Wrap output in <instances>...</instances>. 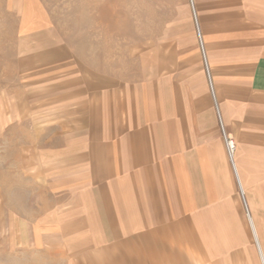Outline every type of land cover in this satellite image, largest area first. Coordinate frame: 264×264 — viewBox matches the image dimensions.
<instances>
[{"label":"crops","instance_id":"1","mask_svg":"<svg viewBox=\"0 0 264 264\" xmlns=\"http://www.w3.org/2000/svg\"><path fill=\"white\" fill-rule=\"evenodd\" d=\"M192 3L233 166L189 0H135L129 76L59 55L40 87L37 237L70 264H264V0Z\"/></svg>","mask_w":264,"mask_h":264},{"label":"rangeland","instance_id":"2","mask_svg":"<svg viewBox=\"0 0 264 264\" xmlns=\"http://www.w3.org/2000/svg\"><path fill=\"white\" fill-rule=\"evenodd\" d=\"M24 7L37 22L27 28ZM136 27L135 0H0V264H70L41 248L36 231L55 199L31 177L57 129L41 107L43 75L68 55L92 71L129 76Z\"/></svg>","mask_w":264,"mask_h":264},{"label":"built area","instance_id":"3","mask_svg":"<svg viewBox=\"0 0 264 264\" xmlns=\"http://www.w3.org/2000/svg\"><path fill=\"white\" fill-rule=\"evenodd\" d=\"M189 2L191 4L192 14H193V18H194V21H195V27H196V33H197V38H198L199 50H200V55H201L203 67H204V70H205V75H206L207 81H208L209 91H210L211 97L213 99V105H214L215 111L217 113L219 127H220V130H221V133H222V136H223V139H224V143H225L226 154H227V157L229 159V162L233 166V164H232V154H233V150H234V142H233V140H231L229 138H226L225 133H224L223 125H222V122H221V119H220V116H219L217 104H216L214 93H213V89H212V83H211V78H210V75H209V70H208V66H207V61H206V57H205V51H204L203 43H202L200 32H199V29H198V26H197V22H196V17H195V12H194V8H193V3H192V0H189ZM238 187H239V192H240V195H241V198H242V201H243V205H244L245 210H246V205H245L244 198H243V192H242V189H241L239 183H238Z\"/></svg>","mask_w":264,"mask_h":264},{"label":"bare ground","instance_id":"4","mask_svg":"<svg viewBox=\"0 0 264 264\" xmlns=\"http://www.w3.org/2000/svg\"><path fill=\"white\" fill-rule=\"evenodd\" d=\"M250 221V220H249ZM251 226V225H250ZM252 229H254V228H252ZM252 231V230H251ZM253 233V232H252ZM254 235V234H253ZM256 242V241H255ZM263 262V261H262Z\"/></svg>","mask_w":264,"mask_h":264}]
</instances>
